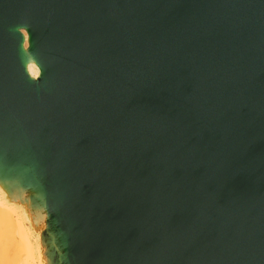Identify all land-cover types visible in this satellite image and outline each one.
<instances>
[{"label":"water","instance_id":"1","mask_svg":"<svg viewBox=\"0 0 264 264\" xmlns=\"http://www.w3.org/2000/svg\"><path fill=\"white\" fill-rule=\"evenodd\" d=\"M0 187L44 264H264V0H0Z\"/></svg>","mask_w":264,"mask_h":264},{"label":"bare ground","instance_id":"2","mask_svg":"<svg viewBox=\"0 0 264 264\" xmlns=\"http://www.w3.org/2000/svg\"><path fill=\"white\" fill-rule=\"evenodd\" d=\"M27 37L26 32H24ZM28 47V42H26ZM29 72L38 78L35 64ZM0 264H44L39 240L32 232L23 207L11 203L0 187Z\"/></svg>","mask_w":264,"mask_h":264}]
</instances>
